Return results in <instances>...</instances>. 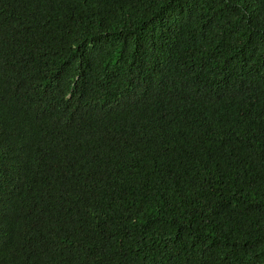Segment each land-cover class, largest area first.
Listing matches in <instances>:
<instances>
[{
    "label": "trees",
    "instance_id": "trees-1",
    "mask_svg": "<svg viewBox=\"0 0 264 264\" xmlns=\"http://www.w3.org/2000/svg\"><path fill=\"white\" fill-rule=\"evenodd\" d=\"M0 264H264V0H0Z\"/></svg>",
    "mask_w": 264,
    "mask_h": 264
}]
</instances>
